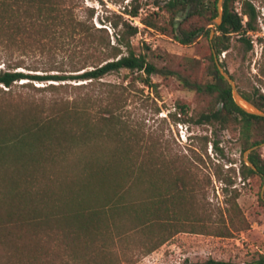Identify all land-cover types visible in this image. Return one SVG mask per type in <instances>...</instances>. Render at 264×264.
I'll use <instances>...</instances> for the list:
<instances>
[{"label": "trees", "instance_id": "obj_1", "mask_svg": "<svg viewBox=\"0 0 264 264\" xmlns=\"http://www.w3.org/2000/svg\"><path fill=\"white\" fill-rule=\"evenodd\" d=\"M240 1V12H237L234 7L237 0H224L220 25L213 22L217 17V0H167L157 4L156 12L145 16L140 15V4L133 0L123 7L121 14L113 11L103 14L98 26L93 23L94 9L84 7L83 0H0V91L2 87L9 91L19 81L38 92L86 88L87 84L124 69L138 72L134 80L155 93L153 74L176 76L198 96L207 97V103L191 115L180 106L174 122L236 131L245 152L264 144V117L247 114L234 103L230 86L216 69L213 53L208 56L212 78L201 82L185 78L177 70H159L146 53H136L131 44V39L140 32L133 24V19H137L145 28L169 35L182 45H192L200 37H207L208 26L213 25L211 49L218 59L230 49L231 38L236 36H240L247 51L253 52L251 40L245 35L260 31L259 12L252 0ZM177 17L181 19L176 25ZM111 37L115 39L113 43ZM255 42L262 50L255 63L254 76L262 83L264 38L256 37ZM146 50L150 51L148 47ZM221 66L236 82L224 62ZM67 81L89 82L71 86ZM35 82L43 85L34 87ZM237 88L244 98L264 111V93L259 89L243 93L238 85ZM114 105V99L106 103L99 121L110 126L122 144L132 146L129 150L132 156L123 162L115 156L103 161L80 162L78 175L62 177L65 187L59 191L38 185L37 159L66 154L72 141L85 144L90 123L87 113L52 110L48 116H33L15 129L0 118V264H133L183 231L185 224L181 217L193 213L186 207L188 202L192 204L187 189L190 167L185 164L181 169L169 171L164 169L167 165H159L156 171L167 173V189L158 193L157 202L149 207V198L139 204L128 201L126 195L140 179L139 175L146 177L153 173L154 166L147 159L135 161L134 154L139 149H133L137 145L133 139L139 134L125 133V124L115 121ZM183 115L186 118H181ZM74 124L79 125L74 127ZM124 133L128 140L122 138ZM104 135L103 131L97 133V137ZM143 151L147 153L149 147ZM9 154L14 164L11 172L3 160ZM22 155L28 156V160L19 164ZM248 160L256 171L242 161L241 179L246 181L255 176L264 179V159L259 150L252 151ZM28 167L32 172L25 174ZM226 170L235 172L232 166ZM21 171L25 172L24 176ZM213 175L225 189L233 186L234 182L223 176L222 165H216ZM48 180L50 184L56 181L53 176ZM238 197L234 189L224 193L222 206L217 208L213 235L228 238L234 232L250 228L237 203ZM201 227L207 228L204 224ZM135 238L139 249L131 252L135 249L131 246ZM116 247L121 248L122 255ZM183 264L241 263L208 259ZM245 264H264V256Z\"/></svg>", "mask_w": 264, "mask_h": 264}, {"label": "rangeland", "instance_id": "obj_2", "mask_svg": "<svg viewBox=\"0 0 264 264\" xmlns=\"http://www.w3.org/2000/svg\"><path fill=\"white\" fill-rule=\"evenodd\" d=\"M131 1L133 0H83V6L94 9L93 23L100 26L99 20L103 14L108 11L121 14L123 7ZM166 1L136 0L140 4L141 16L156 12L157 4ZM237 1L234 7L240 12L241 1ZM252 3L259 12L257 24L260 31L248 33L245 38L251 40L253 52L247 51L240 36H236L231 38L230 49L223 52L219 60L224 62L229 73L234 75L241 92L252 93L259 89L260 93H264V81L259 83L254 76L255 63L262 50L255 39L264 38V0H252ZM180 19L181 17H177L176 25ZM133 24L140 28V32L131 39L133 49L136 53H146L148 60L159 70H177L190 80H211L208 56L213 53V25L208 26L210 31L207 37H200L192 45H182L169 35L145 28L137 19H133ZM111 33L112 30H109V34ZM114 41L111 37V43ZM146 46L150 51L146 50ZM26 73L44 74L41 71ZM52 73L54 72H50ZM136 76L138 72L122 69L105 76L99 82L87 84L86 88H67L57 93L38 92L31 87L22 86V81L17 82L9 91L2 87L0 118L13 129L33 116L46 117L52 110L70 114L84 111L90 119L85 144L72 141L66 154H55L54 157L44 155L45 159H37L39 165L36 166V176L40 179L38 185L59 191L65 187L61 182L62 177L67 175L74 178L78 175L80 162L92 159L103 161L111 156L123 162L132 156V152H129L132 146L122 144V141L114 136L110 126L106 127L99 121L106 103L114 99L112 110L115 121L125 124L126 134H139L138 138L133 139L137 144L133 149H139V152L134 154L135 161L140 163L147 159L154 166L153 173H148L146 177L139 175L140 179L126 195L128 201L139 204L144 198H149V207L153 206L158 200V193H164L167 189V173L164 169H181L185 164L190 167V184L187 189L192 196V204L188 202L186 207L193 213L181 217L185 224L183 231L154 252L140 256L133 264H183L185 261L203 262L208 259L245 264L264 256V179L257 176L246 181L241 179L239 168L244 161V152L237 132L223 130L217 126L174 122V114L180 106H184L191 115L203 109L207 97L198 96L176 76H162L157 73L151 76L152 83L157 85V93H152L139 81L134 80ZM88 82L66 83L74 86ZM42 85L33 83L34 87ZM78 125L74 124V127ZM99 131L106 135L97 137ZM125 133L122 138L128 140ZM145 147H149L147 153L143 151ZM258 150L264 159V144L260 145ZM27 157L22 155L19 164L27 163ZM3 160L6 161V167H9L7 171H13L12 156L9 154ZM161 164L167 165L164 171H156ZM217 164L222 165L223 176L234 182L231 188L225 189L224 184L217 181L213 175ZM230 166L235 172L226 170ZM28 168L26 173L21 171V176L32 172L31 167ZM138 172L136 171L137 175ZM50 176L56 179L52 184L48 180ZM232 189L238 193L237 203L250 228L243 232H234L232 237H217L212 234L214 221L218 218L217 208L222 206L224 193H229ZM202 224L207 226L205 230L202 229ZM131 246L135 248L131 252L139 249L137 238L132 241ZM116 251L120 253L121 248L116 247ZM120 254L122 255V252Z\"/></svg>", "mask_w": 264, "mask_h": 264}, {"label": "water", "instance_id": "obj_3", "mask_svg": "<svg viewBox=\"0 0 264 264\" xmlns=\"http://www.w3.org/2000/svg\"><path fill=\"white\" fill-rule=\"evenodd\" d=\"M224 0H217L216 9H217V17L214 19V23L216 25H220L222 22V5ZM213 52L214 63L218 73L222 76V78L228 83L231 88V95L234 103L247 114L264 117V111L259 109L253 103L244 98L241 93L238 91L236 82L230 77V75L225 71V69L221 66V61L217 58L216 54ZM260 146H254L247 151L244 152V162L250 167L252 170L256 171L255 166L248 160V155L258 149Z\"/></svg>", "mask_w": 264, "mask_h": 264}]
</instances>
